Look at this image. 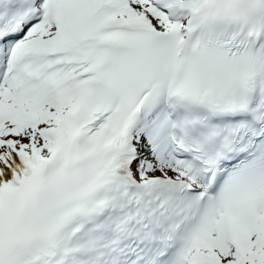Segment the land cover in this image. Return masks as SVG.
Segmentation results:
<instances>
[{"label":"snow or ice","instance_id":"1","mask_svg":"<svg viewBox=\"0 0 264 264\" xmlns=\"http://www.w3.org/2000/svg\"><path fill=\"white\" fill-rule=\"evenodd\" d=\"M0 264H264V0H0Z\"/></svg>","mask_w":264,"mask_h":264}]
</instances>
